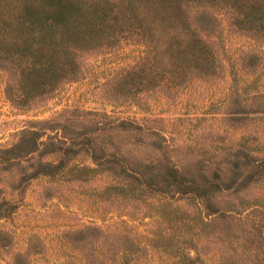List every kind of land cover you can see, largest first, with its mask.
<instances>
[{"label": "rangeland", "instance_id": "1", "mask_svg": "<svg viewBox=\"0 0 264 264\" xmlns=\"http://www.w3.org/2000/svg\"><path fill=\"white\" fill-rule=\"evenodd\" d=\"M209 12L215 65L172 89L112 87L139 56L134 44L85 52L74 77L29 100L7 95L0 69V264H100L101 254L105 264H181L186 252L195 264H264V37ZM59 126L122 163L99 165L83 147L59 160L49 153ZM27 130L42 144L22 156ZM42 163L58 166L30 176ZM164 166L227 182L211 188L212 202L244 211L203 215L192 194L146 188L127 172L163 175Z\"/></svg>", "mask_w": 264, "mask_h": 264}, {"label": "trees", "instance_id": "2", "mask_svg": "<svg viewBox=\"0 0 264 264\" xmlns=\"http://www.w3.org/2000/svg\"><path fill=\"white\" fill-rule=\"evenodd\" d=\"M211 9L222 11L229 27L247 31L251 38L264 37V0H0V69L9 75L5 91L24 100L45 94L59 80L75 76L85 52L113 50L122 44L138 45L141 51L132 64L116 71L111 79L113 88L128 95L156 87L175 88L190 75H207L206 68L215 65L212 29L217 18ZM56 132L60 145L49 153L59 151V160L83 147L99 165L122 163L121 158L111 159L113 155L93 144L87 134L66 137L61 126ZM24 134L28 148L22 156L36 150L31 144H42L38 141L41 134L27 130L23 139ZM75 139L79 141L74 143ZM94 147L102 153H96ZM41 165L30 176L47 174L51 170L46 167L58 166ZM164 170L163 175L143 174L138 168L127 172L146 188L158 186L162 192L192 194L203 201V215L226 217L244 211L212 202L211 188L218 187L221 192L229 188L227 182L206 176L177 178L175 168L164 166ZM105 257L101 254L94 260L105 264ZM195 262L189 252L179 261Z\"/></svg>", "mask_w": 264, "mask_h": 264}]
</instances>
